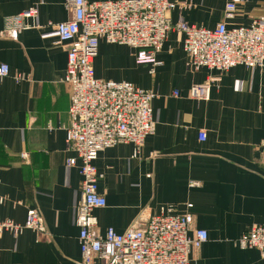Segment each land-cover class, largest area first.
Here are the masks:
<instances>
[{
	"label": "crops",
	"instance_id": "obj_1",
	"mask_svg": "<svg viewBox=\"0 0 264 264\" xmlns=\"http://www.w3.org/2000/svg\"><path fill=\"white\" fill-rule=\"evenodd\" d=\"M118 0H88L104 2ZM183 3L184 0H170ZM174 10L175 25L215 29L236 5L228 27L249 26L264 16V0H191ZM32 7L35 27L19 39L0 37V65L10 76L0 84V220L23 224L28 211L40 213L45 232L24 230L0 236V264H80L76 207L82 197L81 162L67 147L72 87L65 82L69 46L59 43L56 25L69 21L65 0H0V31L6 19ZM182 36L172 30L157 54L160 66L140 60V52L101 40L97 79L130 82L156 94L155 133L140 156L122 144L100 153L95 166L103 179L98 192L107 207L97 209L96 232L125 233L139 221L173 206L190 212L194 228L208 241L191 264H263L256 249L238 240L264 225V67L237 66L227 73L187 69ZM210 84L209 101L189 96L193 86ZM174 91L180 93L174 96ZM207 133L200 141V132ZM28 158L23 159L22 155ZM192 182L199 183L191 187ZM193 207L188 209V205Z\"/></svg>",
	"mask_w": 264,
	"mask_h": 264
},
{
	"label": "built area",
	"instance_id": "obj_2",
	"mask_svg": "<svg viewBox=\"0 0 264 264\" xmlns=\"http://www.w3.org/2000/svg\"><path fill=\"white\" fill-rule=\"evenodd\" d=\"M71 11L69 21L56 25L59 43L69 46L65 82L72 87L68 111V150L76 154L67 165L81 162L82 197L76 207V224L80 228L82 253L80 264H191V255L208 241V232L194 228L190 212L179 215L173 206L161 208L159 215L139 221L125 233L109 228L105 235L96 232L97 209L107 207V200L98 192L103 175L95 166L100 153L122 144L134 146V157L140 156L146 139L155 133L152 102L156 94L130 82L104 81L95 76L94 63L99 44L125 45L140 52V60L151 63L154 74L157 54L172 30L182 36L187 55V69L202 68L227 73L237 66L264 67V16L249 26L229 28L236 5H227L225 21L215 29L189 25L182 17L173 25L174 10L190 8L191 0L183 3L170 0H118L88 2L65 0ZM39 10L32 7L6 19L0 37L19 39L23 31L35 27ZM10 76V67L0 65V84ZM210 84L193 86L189 96L209 101ZM174 91V96H179ZM200 141L207 133L200 132ZM23 159L28 155L23 154ZM199 183L192 182L191 187ZM188 209L193 207L189 204ZM45 232L39 212L28 211L23 224L0 220V236L6 232L20 235L24 230ZM242 249H256L264 264V225H256L238 240Z\"/></svg>",
	"mask_w": 264,
	"mask_h": 264
}]
</instances>
